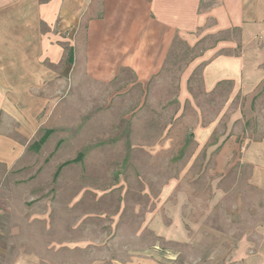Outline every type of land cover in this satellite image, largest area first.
<instances>
[{"label":"rangeland","instance_id":"1","mask_svg":"<svg viewBox=\"0 0 264 264\" xmlns=\"http://www.w3.org/2000/svg\"><path fill=\"white\" fill-rule=\"evenodd\" d=\"M212 42L143 86L74 78L66 41L43 87L2 89L0 264H264V77L206 92Z\"/></svg>","mask_w":264,"mask_h":264},{"label":"crops","instance_id":"2","mask_svg":"<svg viewBox=\"0 0 264 264\" xmlns=\"http://www.w3.org/2000/svg\"><path fill=\"white\" fill-rule=\"evenodd\" d=\"M207 37L187 70L201 64L206 92L222 81L252 91L264 77V0H0V94L43 87L66 41L74 78L107 84L130 74L144 86L177 41L193 48Z\"/></svg>","mask_w":264,"mask_h":264},{"label":"trees","instance_id":"3","mask_svg":"<svg viewBox=\"0 0 264 264\" xmlns=\"http://www.w3.org/2000/svg\"><path fill=\"white\" fill-rule=\"evenodd\" d=\"M47 134H49V133H51V132H46ZM36 147H38V145H39V143L38 142H36ZM80 158H81V153H79L75 158H73V160H80ZM67 163H69V161H65V162H63V163H61L60 165H59V167H58V169H60L63 165H65V164H67Z\"/></svg>","mask_w":264,"mask_h":264}]
</instances>
